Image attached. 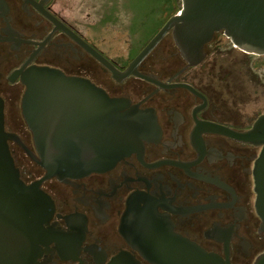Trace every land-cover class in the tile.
<instances>
[{
	"label": "flooded vegetation",
	"instance_id": "1",
	"mask_svg": "<svg viewBox=\"0 0 264 264\" xmlns=\"http://www.w3.org/2000/svg\"><path fill=\"white\" fill-rule=\"evenodd\" d=\"M4 1L0 98L7 134L36 154L22 114L26 88L16 77L25 66L88 80L111 99L125 100L146 113L152 124L147 140L111 170L40 184L54 211L46 227L52 242L42 248L36 264H154L145 251L156 244L152 232H170L225 264H255L264 254L254 179L262 149L215 129L244 135L264 115H252V84L239 79H256L263 89L264 58L245 55L217 34L205 47L203 61L191 67L169 34L137 69L152 81L131 76L117 82L85 48L57 30L45 13L121 73L162 28L139 52L108 55L62 14L57 0ZM236 54L245 61H237ZM9 146L23 182L27 186L41 182L46 172L20 145ZM125 227L134 229L136 246L124 235Z\"/></svg>",
	"mask_w": 264,
	"mask_h": 264
},
{
	"label": "water",
	"instance_id": "2",
	"mask_svg": "<svg viewBox=\"0 0 264 264\" xmlns=\"http://www.w3.org/2000/svg\"><path fill=\"white\" fill-rule=\"evenodd\" d=\"M179 7V12L165 23L124 73L53 17L47 13L45 16L57 30L67 33L108 68L117 82L131 76L152 81L137 69L169 34L181 58L191 67L203 61L205 47L217 34H222L245 55L264 58V0H179ZM4 9L6 3L0 0V11ZM16 77L26 88L22 114L33 136L36 154L6 133L4 102L0 98V264H36L42 248L52 242L46 227L54 211L40 184L51 179L61 182L82 179L111 170L135 153L142 140H147L152 124L146 113L125 100L111 99L88 80L35 66H25ZM215 131L262 149L254 179L256 211L264 232V115L244 135L220 128ZM10 142L20 145L46 172L41 182L32 186L23 182ZM124 235L136 246L132 227H125ZM151 239L156 244L145 251L154 264H225L170 232H152ZM255 264H264V254Z\"/></svg>",
	"mask_w": 264,
	"mask_h": 264
},
{
	"label": "rangeland",
	"instance_id": "3",
	"mask_svg": "<svg viewBox=\"0 0 264 264\" xmlns=\"http://www.w3.org/2000/svg\"><path fill=\"white\" fill-rule=\"evenodd\" d=\"M103 1L57 0L56 2L62 14L69 18L71 17L72 22L76 25L75 28L100 51L108 55L120 53L127 56L131 40L123 28L124 20L122 18L119 20L113 18L111 24L100 26L107 17L105 14L106 9L112 7L111 3ZM236 57L240 63L245 61V58L241 54H236ZM254 60L256 62L257 59ZM224 65H227V63L225 62ZM239 67H242V65L240 64ZM259 69L257 71L261 72V68ZM236 70H239V68L237 67ZM239 79L248 82V86L252 84V90L249 95L253 103L251 109L252 115L264 112V88H258L259 85L256 83V79H253V82L250 77H239Z\"/></svg>",
	"mask_w": 264,
	"mask_h": 264
},
{
	"label": "trees",
	"instance_id": "4",
	"mask_svg": "<svg viewBox=\"0 0 264 264\" xmlns=\"http://www.w3.org/2000/svg\"><path fill=\"white\" fill-rule=\"evenodd\" d=\"M106 1L111 3L112 7L106 9L107 17L100 26L111 24L113 18L117 20L122 18L125 22L122 27L131 40L128 49L131 55L139 52L180 9L179 0H104L103 2Z\"/></svg>",
	"mask_w": 264,
	"mask_h": 264
}]
</instances>
